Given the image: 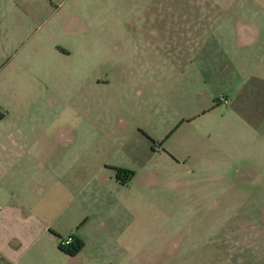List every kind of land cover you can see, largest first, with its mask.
<instances>
[{"label":"rangeland","instance_id":"1","mask_svg":"<svg viewBox=\"0 0 264 264\" xmlns=\"http://www.w3.org/2000/svg\"><path fill=\"white\" fill-rule=\"evenodd\" d=\"M3 160L17 264H264V0H0Z\"/></svg>","mask_w":264,"mask_h":264},{"label":"crops","instance_id":"2","mask_svg":"<svg viewBox=\"0 0 264 264\" xmlns=\"http://www.w3.org/2000/svg\"><path fill=\"white\" fill-rule=\"evenodd\" d=\"M20 158L18 159H11L10 162L7 163H18L19 164ZM5 163V161H0V164ZM6 164V163H5ZM3 167V165H2ZM0 165V168H2ZM55 174V173H54ZM52 177H57L56 181L58 182L59 186L57 187H61L63 188L64 186H67V182H66V178L64 175H51ZM54 188V186H52ZM3 195V194H1ZM60 193L58 194V197L56 199V203L59 204L60 203ZM12 201L14 204L13 207V217L16 218L18 220V222H16L17 224V235H2V223H0V264H17L19 259L21 258V246L25 245L26 246V242L28 241V237H35L36 235H38L36 238L42 239V238H46V234L50 232L51 236L53 234V232L50 230L48 224H46L44 221V218H41L40 220H36L37 223H39V225L36 223V226L33 225V227L30 229V225L29 224H25V227H23L22 231H19L21 228V225L19 224V221H23L24 223L28 222L29 220L25 219V215L23 214L27 212V209L29 208V206L31 207L32 204H34L36 207H42V214L44 212L45 207L48 206V210L50 209L51 203L48 202L47 205H43L41 204L40 201H36L34 198V195L31 194V198H27V196H22V192H18L16 194L12 195ZM54 206H56L55 203H52ZM32 208V207H31ZM30 209V208H29ZM29 223V222H28ZM4 224V223H3ZM58 237V236H57ZM70 237H74V234L71 235ZM69 237V238H70ZM77 238L81 239L84 244L85 241L81 238L78 237ZM23 239H26V241H22ZM35 243V242H34ZM60 251V250H59ZM4 253V255H3ZM2 256V257H1ZM5 263H4V262Z\"/></svg>","mask_w":264,"mask_h":264},{"label":"trees","instance_id":"3","mask_svg":"<svg viewBox=\"0 0 264 264\" xmlns=\"http://www.w3.org/2000/svg\"><path fill=\"white\" fill-rule=\"evenodd\" d=\"M70 238L72 239V244L65 247L62 245V241H63L62 239L61 243L59 244V250L60 252H62L63 254L69 257H77L84 249L85 244L81 239L77 237H70Z\"/></svg>","mask_w":264,"mask_h":264},{"label":"built area","instance_id":"4","mask_svg":"<svg viewBox=\"0 0 264 264\" xmlns=\"http://www.w3.org/2000/svg\"><path fill=\"white\" fill-rule=\"evenodd\" d=\"M224 102H226V100H224ZM71 244H72V239L71 238H68V239L62 241V245L65 246V247H67V246H69Z\"/></svg>","mask_w":264,"mask_h":264}]
</instances>
